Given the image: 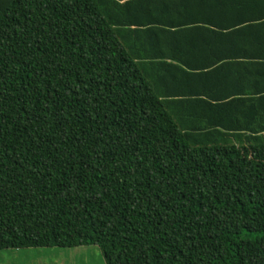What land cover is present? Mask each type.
<instances>
[{"label":"trees","instance_id":"trees-1","mask_svg":"<svg viewBox=\"0 0 264 264\" xmlns=\"http://www.w3.org/2000/svg\"><path fill=\"white\" fill-rule=\"evenodd\" d=\"M189 4L0 0V250L264 264V97L171 55Z\"/></svg>","mask_w":264,"mask_h":264},{"label":"crops","instance_id":"crops-1","mask_svg":"<svg viewBox=\"0 0 264 264\" xmlns=\"http://www.w3.org/2000/svg\"><path fill=\"white\" fill-rule=\"evenodd\" d=\"M190 1L191 16L211 27L200 31L187 27L181 30L183 36L170 37L171 46L181 48L171 55L188 56L194 72L208 71L220 62V87L215 88L220 103L230 102L225 98L247 104L259 101L264 97V0Z\"/></svg>","mask_w":264,"mask_h":264},{"label":"rangeland","instance_id":"rangeland-1","mask_svg":"<svg viewBox=\"0 0 264 264\" xmlns=\"http://www.w3.org/2000/svg\"><path fill=\"white\" fill-rule=\"evenodd\" d=\"M0 264H105L94 246L0 250Z\"/></svg>","mask_w":264,"mask_h":264}]
</instances>
